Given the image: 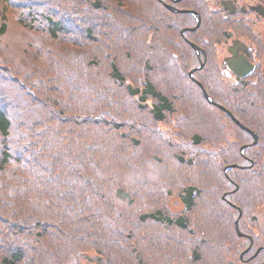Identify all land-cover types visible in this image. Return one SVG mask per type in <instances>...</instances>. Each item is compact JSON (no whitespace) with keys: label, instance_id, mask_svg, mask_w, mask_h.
<instances>
[{"label":"trees","instance_id":"1","mask_svg":"<svg viewBox=\"0 0 264 264\" xmlns=\"http://www.w3.org/2000/svg\"><path fill=\"white\" fill-rule=\"evenodd\" d=\"M165 2L0 0V264H248L246 134Z\"/></svg>","mask_w":264,"mask_h":264},{"label":"flooded vegetation","instance_id":"2","mask_svg":"<svg viewBox=\"0 0 264 264\" xmlns=\"http://www.w3.org/2000/svg\"><path fill=\"white\" fill-rule=\"evenodd\" d=\"M165 1L174 11L192 18L193 25L184 24L182 30L192 33V43L198 48V52L192 48L196 81L202 86L208 81L210 98L256 136L241 129L246 134L241 145L246 169L242 236L248 248L245 262L264 264V0ZM254 166L257 170L251 171Z\"/></svg>","mask_w":264,"mask_h":264},{"label":"water","instance_id":"3","mask_svg":"<svg viewBox=\"0 0 264 264\" xmlns=\"http://www.w3.org/2000/svg\"><path fill=\"white\" fill-rule=\"evenodd\" d=\"M180 0H174V2H179ZM165 6H166V8H168L169 10H173V8H171V6H169V5H166L165 4ZM177 13H179V12H183V11H181V10H175ZM196 27H193L191 30H194ZM183 32H184V30H182L181 31V34H183ZM189 43V45L195 50V52H198V48H197V46L195 45V44H193L192 42H188ZM201 68V65L198 67V69H200ZM193 72H194V69L193 70H191L190 72H189V76L191 77L192 76V74H193ZM197 85L203 90V95H204V97H205V99L210 103V104H213V105H215V106H217L219 109H221L222 111H224L230 118H231V120L240 128V129H242L243 131H245V132H248V133H250V134H252L253 135V137L255 138L256 136H255V134H254V132L253 131H251L249 128H247L246 126H244L240 121H238L232 114H231V112H229L226 108H224L223 106H221V105H218V104H216L208 95H207V93L204 91V89H203V86H202V84H200V83H198L197 82ZM243 149H244V146H241V148H240V151H241V153L243 152ZM236 167H238L236 164H230V165H226L225 167H224V169H223V171H224V173L226 174V172L229 170V169H232V168H236ZM224 197H225V195L222 197L223 199H224ZM238 212H239V215H238V218H237V220L235 221V229H236V232H237V234H238V236H242V234L240 233V231H239V229H238V219L240 218V216H241V212H240V210L238 209ZM248 250V248L247 249H245L241 254H240V259L242 260V261H244L243 260V256H244V254H245V252Z\"/></svg>","mask_w":264,"mask_h":264},{"label":"rangeland","instance_id":"4","mask_svg":"<svg viewBox=\"0 0 264 264\" xmlns=\"http://www.w3.org/2000/svg\"><path fill=\"white\" fill-rule=\"evenodd\" d=\"M175 202H176V200H172V204H173L172 209H174V211H177V210H175L176 209V207L174 205Z\"/></svg>","mask_w":264,"mask_h":264}]
</instances>
